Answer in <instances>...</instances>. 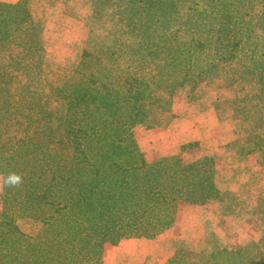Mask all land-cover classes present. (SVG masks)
Returning <instances> with one entry per match:
<instances>
[{"label": "rangeland", "instance_id": "1", "mask_svg": "<svg viewBox=\"0 0 264 264\" xmlns=\"http://www.w3.org/2000/svg\"><path fill=\"white\" fill-rule=\"evenodd\" d=\"M25 6L30 24L0 47V75L24 113L11 133L38 112L32 97L54 113L39 115L40 126L56 131L68 99L82 88L111 95L139 80L146 118L124 136V145L137 147L135 156L147 162L212 157L216 187L228 194L223 203L181 204L170 229L104 244L92 264H166L180 248L207 255L258 242L264 234V101L248 62L253 55L264 77V0H26ZM36 138L50 142L45 131ZM2 188L0 176V221ZM16 224L29 236L41 229L30 219Z\"/></svg>", "mask_w": 264, "mask_h": 264}, {"label": "trees", "instance_id": "2", "mask_svg": "<svg viewBox=\"0 0 264 264\" xmlns=\"http://www.w3.org/2000/svg\"><path fill=\"white\" fill-rule=\"evenodd\" d=\"M25 5L26 0L0 4V47L30 24ZM250 56L248 72L258 78L264 101V77ZM8 86L0 75V264H92L104 244L152 238L170 229L181 204L223 203L228 197L216 187L214 158L147 162L135 156L137 147L124 145V136L146 118L139 106L146 91L139 80L111 95L82 88L68 99L70 108L58 117L56 131L40 126L39 115L51 119L54 113L32 97L38 112L16 134L10 128L22 123L24 113ZM42 131L50 141L44 145L36 138ZM13 176L18 180L10 181ZM18 219L38 221L41 229L29 236ZM166 264H264V234L237 250L206 255L180 248Z\"/></svg>", "mask_w": 264, "mask_h": 264}, {"label": "clouds", "instance_id": "3", "mask_svg": "<svg viewBox=\"0 0 264 264\" xmlns=\"http://www.w3.org/2000/svg\"><path fill=\"white\" fill-rule=\"evenodd\" d=\"M9 180L12 182H15L18 180V177L13 176V177H10Z\"/></svg>", "mask_w": 264, "mask_h": 264}]
</instances>
